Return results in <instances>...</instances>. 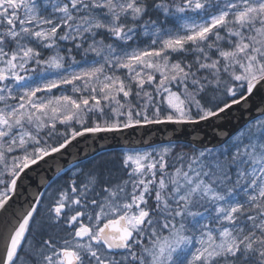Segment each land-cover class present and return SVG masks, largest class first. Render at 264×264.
Returning a JSON list of instances; mask_svg holds the SVG:
<instances>
[{"label":"snow or ice","instance_id":"obj_1","mask_svg":"<svg viewBox=\"0 0 264 264\" xmlns=\"http://www.w3.org/2000/svg\"><path fill=\"white\" fill-rule=\"evenodd\" d=\"M0 264H264V0H0Z\"/></svg>","mask_w":264,"mask_h":264},{"label":"water","instance_id":"obj_2","mask_svg":"<svg viewBox=\"0 0 264 264\" xmlns=\"http://www.w3.org/2000/svg\"><path fill=\"white\" fill-rule=\"evenodd\" d=\"M258 103V100L255 102ZM256 115L255 107L250 112H234L230 121L225 122L226 131H232L235 128L244 124L246 120L250 117ZM199 136L203 138V142L209 147L215 143L216 140V130L210 126H201L198 130L193 131L191 127H185L181 129L179 126H170V125H157V126H148L146 128H138L136 130H127L123 134H98V135H86L85 137L79 138L78 144L73 148L69 149L70 153H75L77 149L79 150V155L87 159L93 157L100 152H105L106 150L124 148L126 143L134 144L137 146L143 145L145 142H155L159 144L160 142H167L169 137L178 139V142L184 143L187 140H191L193 136ZM64 160H71V156L66 155ZM52 161H49V164H52ZM42 174H47L48 176L52 175V172L48 170V165H42L36 170V172L29 173L28 180L25 183H28L30 180L31 188L30 191H34L36 187L39 186L40 176ZM43 191V188H40ZM25 196H28V193H23L19 197V201H23ZM30 198V196H28ZM15 207V205H14ZM13 209L10 208L8 213H4V216H8Z\"/></svg>","mask_w":264,"mask_h":264},{"label":"trees","instance_id":"obj_3","mask_svg":"<svg viewBox=\"0 0 264 264\" xmlns=\"http://www.w3.org/2000/svg\"><path fill=\"white\" fill-rule=\"evenodd\" d=\"M121 150H122V148L106 150L105 152H100V153H98L95 156L90 157V158H94L97 161L101 160V158H105V159L112 158L118 164V156H119V153L121 152ZM87 159H85L86 163H87Z\"/></svg>","mask_w":264,"mask_h":264}]
</instances>
